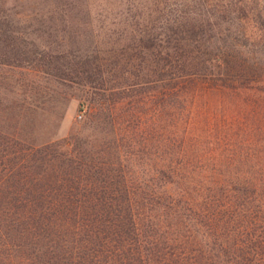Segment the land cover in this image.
Masks as SVG:
<instances>
[{"label":"trees","instance_id":"1","mask_svg":"<svg viewBox=\"0 0 264 264\" xmlns=\"http://www.w3.org/2000/svg\"><path fill=\"white\" fill-rule=\"evenodd\" d=\"M50 1L62 20L83 6ZM230 9L137 22L55 67L82 86L92 132L0 134V264H264V147L247 162L188 150L199 92L251 94L264 112V34L222 27Z\"/></svg>","mask_w":264,"mask_h":264},{"label":"rangeland","instance_id":"2","mask_svg":"<svg viewBox=\"0 0 264 264\" xmlns=\"http://www.w3.org/2000/svg\"><path fill=\"white\" fill-rule=\"evenodd\" d=\"M81 2L78 17L62 20L50 14L55 1L0 0L6 8V13H0V61H13L0 62V134L31 145L72 134L89 135L92 128L84 123V90L76 78L56 76L55 67L71 61L77 49L85 52L95 44L107 49L122 29L137 22L149 21L147 28L155 32L166 20L195 11L213 22L224 7L231 6L233 11L220 19L222 27L241 20L248 31L264 34V0ZM254 99L247 93L231 97L209 91L193 98L188 150L197 156L196 161L252 160L241 155L252 145L264 147V112L262 103Z\"/></svg>","mask_w":264,"mask_h":264},{"label":"built area","instance_id":"3","mask_svg":"<svg viewBox=\"0 0 264 264\" xmlns=\"http://www.w3.org/2000/svg\"><path fill=\"white\" fill-rule=\"evenodd\" d=\"M79 117H80V115H79Z\"/></svg>","mask_w":264,"mask_h":264}]
</instances>
